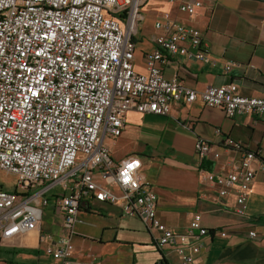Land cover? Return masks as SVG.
Instances as JSON below:
<instances>
[{
    "label": "built area",
    "instance_id": "2783aa9c",
    "mask_svg": "<svg viewBox=\"0 0 264 264\" xmlns=\"http://www.w3.org/2000/svg\"><path fill=\"white\" fill-rule=\"evenodd\" d=\"M144 1L0 0V170L16 179L12 190L0 188V239L40 231L43 208L53 198L62 235H43L49 243L43 253L61 264H68L73 224L85 201L119 204L123 216L142 222L161 252L176 253L178 264H195L204 237L226 236L206 229L199 215L181 232L166 227L140 158L115 162L103 143L120 136L128 110L166 116L176 102L199 99L228 116L264 120V98L242 97L234 83L195 91L164 76L175 54L214 64L200 31L170 13L155 22L162 31L145 56V72H136L129 30ZM168 1L180 14L194 15L206 0ZM225 144L239 154L238 162L225 174L204 172L200 180L222 197L235 189L234 212L243 217L251 181L256 173L264 178V158L240 141ZM193 150L201 158H219L203 138Z\"/></svg>",
    "mask_w": 264,
    "mask_h": 264
},
{
    "label": "crops",
    "instance_id": "0c3cea01",
    "mask_svg": "<svg viewBox=\"0 0 264 264\" xmlns=\"http://www.w3.org/2000/svg\"><path fill=\"white\" fill-rule=\"evenodd\" d=\"M165 13L180 24L199 30L214 62L175 54L163 69L167 79L177 78L195 91L234 83L242 97L264 98V2L206 0L194 15H186L180 14L168 0H145L129 30L135 43L136 72H145V56L154 49V39L162 31L154 24ZM226 63L233 64L228 73L224 71ZM124 120L120 136H107L103 143L115 162L132 156L140 158L143 180L157 197V218L166 227L181 232L193 216L199 215L206 229L226 232L225 237L217 233L204 237L194 263L264 264L263 176L256 173L250 183L243 217L234 212L235 189L222 197L200 180L204 172L225 174L231 164L238 162V153L224 149L226 142L240 141L264 158V120L252 114L228 116L199 99L189 104L173 103L166 116L128 110ZM197 138L215 145L219 158H201L196 154L193 145ZM44 212L58 215L62 221L54 198L43 208V215ZM80 216L98 219L94 230L77 238L96 251L87 256L90 262L85 264H178L176 253L161 252L142 222L123 216L119 204L85 201L76 215ZM42 220L40 231L0 239V264L40 263L49 244L42 236L51 235L42 228ZM249 231L256 238L249 237Z\"/></svg>",
    "mask_w": 264,
    "mask_h": 264
},
{
    "label": "rangeland",
    "instance_id": "374dc122",
    "mask_svg": "<svg viewBox=\"0 0 264 264\" xmlns=\"http://www.w3.org/2000/svg\"><path fill=\"white\" fill-rule=\"evenodd\" d=\"M16 186V179L14 175L11 173H7L3 170H0V187H2L6 191L12 190L13 187ZM61 218L58 215H43L42 220V228L47 234H51L54 238L62 235L61 227H60ZM98 219L93 216L87 217H76V220L73 224V234L70 237L68 244L69 258L67 259L68 264L71 262H76L79 264H85L90 262V258H87L89 254H95L96 251L92 249V247L88 244L81 243L77 241V238L83 232L87 230H94L96 228ZM21 243L20 241L18 242ZM39 264H59V261L55 258L42 255Z\"/></svg>",
    "mask_w": 264,
    "mask_h": 264
},
{
    "label": "water",
    "instance_id": "95a60500",
    "mask_svg": "<svg viewBox=\"0 0 264 264\" xmlns=\"http://www.w3.org/2000/svg\"><path fill=\"white\" fill-rule=\"evenodd\" d=\"M259 1L264 2V0H259Z\"/></svg>",
    "mask_w": 264,
    "mask_h": 264
}]
</instances>
